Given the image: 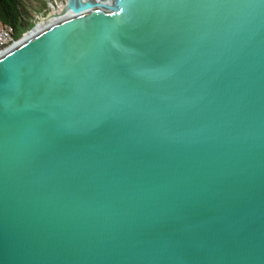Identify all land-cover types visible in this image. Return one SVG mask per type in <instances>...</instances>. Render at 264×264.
I'll return each mask as SVG.
<instances>
[{
    "label": "water",
    "instance_id": "1",
    "mask_svg": "<svg viewBox=\"0 0 264 264\" xmlns=\"http://www.w3.org/2000/svg\"><path fill=\"white\" fill-rule=\"evenodd\" d=\"M46 2L0 55V264H264V0Z\"/></svg>",
    "mask_w": 264,
    "mask_h": 264
},
{
    "label": "trees",
    "instance_id": "2",
    "mask_svg": "<svg viewBox=\"0 0 264 264\" xmlns=\"http://www.w3.org/2000/svg\"><path fill=\"white\" fill-rule=\"evenodd\" d=\"M28 9L25 0H0V24L12 26L16 32L21 30L27 22Z\"/></svg>",
    "mask_w": 264,
    "mask_h": 264
},
{
    "label": "rangeland",
    "instance_id": "3",
    "mask_svg": "<svg viewBox=\"0 0 264 264\" xmlns=\"http://www.w3.org/2000/svg\"><path fill=\"white\" fill-rule=\"evenodd\" d=\"M54 5L59 6L63 3V0H50ZM29 9L26 12L27 22L23 25V28L17 31V39H23L36 31L38 28L39 17H44L49 11V5L46 0H25Z\"/></svg>",
    "mask_w": 264,
    "mask_h": 264
},
{
    "label": "built area",
    "instance_id": "4",
    "mask_svg": "<svg viewBox=\"0 0 264 264\" xmlns=\"http://www.w3.org/2000/svg\"><path fill=\"white\" fill-rule=\"evenodd\" d=\"M24 39V38H23ZM23 39H17V33L12 26L0 28V55L15 46Z\"/></svg>",
    "mask_w": 264,
    "mask_h": 264
},
{
    "label": "bare ground",
    "instance_id": "5",
    "mask_svg": "<svg viewBox=\"0 0 264 264\" xmlns=\"http://www.w3.org/2000/svg\"><path fill=\"white\" fill-rule=\"evenodd\" d=\"M54 22H55L54 19H52V20H50V21L38 22L37 24H38L39 26H38V28L36 29V31H34L33 33H35V32H37V31L43 29V28L46 27V26H49V25L53 24ZM33 33H31V34H33ZM31 34H30V35H31ZM30 35H29V36H30ZM27 37H28V36H27ZM27 37H25V38H27ZM25 38H24V39H25ZM21 41H22V40H21Z\"/></svg>",
    "mask_w": 264,
    "mask_h": 264
},
{
    "label": "crops",
    "instance_id": "6",
    "mask_svg": "<svg viewBox=\"0 0 264 264\" xmlns=\"http://www.w3.org/2000/svg\"><path fill=\"white\" fill-rule=\"evenodd\" d=\"M3 27L1 24H0V28Z\"/></svg>",
    "mask_w": 264,
    "mask_h": 264
}]
</instances>
